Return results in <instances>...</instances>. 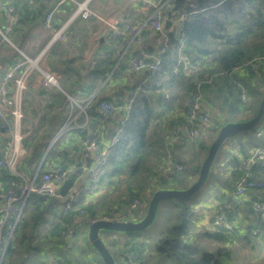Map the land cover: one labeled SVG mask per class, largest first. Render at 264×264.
<instances>
[{
  "label": "trees",
  "instance_id": "trees-1",
  "mask_svg": "<svg viewBox=\"0 0 264 264\" xmlns=\"http://www.w3.org/2000/svg\"><path fill=\"white\" fill-rule=\"evenodd\" d=\"M42 3L43 2H40V4L35 7L34 11H28L25 3L21 6L16 5L18 22L25 20L33 21L36 15L41 11L40 9L44 8V5H41ZM225 3L226 2L222 3V9L218 11H209L210 8L204 9L202 0H168L166 3L164 11L167 18L163 30L165 29V31H168L171 37H173L171 29L175 27L173 20L180 12L185 10L188 11L193 5H197L198 9H200L192 15H189L181 25L182 32L186 36V45L183 51L194 57L198 67L193 70L180 68L179 72L173 75L171 71L168 70H172L171 65L176 62V58L173 57L171 53H166L164 55V63L168 64L169 67H163L159 75L151 80L149 85L145 87V90L149 91V95L142 94L138 96V108L135 109L136 112L129 121L131 122V126L127 128L130 143L125 147V150L121 154V158L112 162V169L108 174V178L116 176L117 182L122 175H126L128 181L132 177H134L133 181H136V178L142 180V177L147 175L150 179V185L147 186L145 190H143L142 187L143 180L141 184L136 187H134L133 182L126 187L127 192H131L126 195L133 196L130 200L134 198L140 200V198L137 197H143L146 200V204H148L153 192L163 186L173 189L186 188L189 185L187 179L198 174L204 159L203 156L200 162L196 161L200 153L204 151V155L206 156L210 144L203 140L206 135H210L213 128L215 129L214 131L217 132V129L221 125L229 121L249 119L257 110L259 101L264 95V0H242L239 3L241 5V14L239 16L234 14V17H231L232 15H229V17L228 14H220V12H224L223 8ZM145 6L148 8L147 11L141 9L137 14L134 12L127 13L123 17L125 21L122 23L131 24L132 21L134 28H138L151 9L143 3H140L138 9L144 8ZM36 10L38 11L36 12ZM3 18H5L8 24L6 16L3 15ZM15 26H13L11 30ZM4 29L5 28H3V30ZM129 30H131V28H129L127 32ZM8 35L9 33L6 31L7 38ZM114 44L115 42L111 44V46ZM143 72L146 74V71ZM229 72L246 87L247 98L245 101H239L232 91L229 77L226 75V73ZM162 76L167 78V80H165L166 83L160 81ZM164 87L172 91V94L178 98L181 92H185L189 95L190 100L175 116V120L171 126L169 125V127L165 129L166 131L158 127H162L164 124L163 121H161L163 115L167 114L169 110H173L175 106L172 103L171 105L167 104L170 98L167 99L164 104L159 103V99L163 95L160 90ZM132 88H134V86H132ZM198 96V101L202 109L210 115V119H214L212 125H216L212 127L211 124H208L206 126L207 133L204 137L190 140L184 131L178 129V126L184 121L192 108V103ZM148 99H154L158 102L155 101L154 103L153 101V103H151L148 102ZM218 102H221V105L218 104ZM223 109L228 110L223 114L222 119L219 120L216 113L222 112ZM241 113L246 115L250 114V116L243 119H235V117ZM97 116V119L102 121V118L106 115H103L101 111H99ZM109 119L111 118L109 117ZM216 132H214L212 138L216 135ZM241 133L246 134V141L239 142V150L244 155L248 154L250 148L252 149L264 145V134L258 135L256 133V126ZM154 136L156 140L152 139ZM172 136L173 140H171ZM178 138H181L183 143L193 147L194 157L191 158V160H186L175 152V147H173L175 142L172 143L171 141H175ZM158 143L160 144V148L157 150L160 155L158 160H162L158 168L162 166L163 172H161V168V170L159 169L160 171H158L157 167H150L147 169V172L142 173V170L145 171L146 169L145 165L151 155V148ZM226 151L227 152H223V154H229L227 149ZM47 153L51 155L53 150L50 149ZM1 155L2 153H0V157ZM168 160L174 165H179L180 169L175 170L173 167L165 172L164 162ZM238 161L236 156L231 153L227 159L219 158V161H217L212 171L210 168L211 175L214 177L212 184L220 189V201L230 197L234 182L242 173L237 166ZM55 165L64 168L68 166V164L64 162ZM229 166H231V168H229ZM47 168L45 167V170ZM256 168L255 173L258 175ZM262 168H260L261 173H259L261 175L264 173ZM71 174L64 182H61L57 188L63 197L66 196L67 190L76 184L78 172ZM0 176L6 178L9 177V174L0 170ZM115 182V180L99 181L104 188L105 185H112ZM82 185L84 184L82 183L81 186ZM94 185L95 183L89 186L94 187ZM154 186L157 189L155 188L154 190ZM139 191H141L140 196L137 195ZM52 197L54 200L50 201L49 196L45 194L32 193L29 195L9 239L1 264H41V261L38 260L36 256H32L30 257L31 259H25L24 261L22 256L25 257V254H28L27 251L32 248V246L35 248L39 246L52 247L56 245V242L62 241L60 233L66 228L68 218L71 215L70 212L73 211L75 213V211H69L66 215L61 214V208L65 202L64 197L60 211L57 213L54 202H57V199L55 196ZM130 200L128 198L119 199V204L113 209L125 210L126 207L130 205ZM257 200L264 202V184L261 188L254 187L248 189L243 198L233 199V205L237 211V215H233L231 212L228 213V222L233 224L231 229L224 226H211L210 228L199 229L195 237H192L193 224H195L192 202H189L188 198L169 199L168 201L172 203V206L168 208L169 214L158 216V205L157 213L153 220L154 222L158 218H162V223H165L164 229L154 242L155 254L161 257L165 256L172 258L175 260V264H229V262L234 259V248H231L236 241L234 236L243 231L244 234L241 236V240L248 241L254 249L259 248L258 241L253 238L254 243H252L249 238L250 230L254 227L249 216L254 214L252 203ZM73 205L79 206L80 209L84 210V217H98L104 214L102 212L96 213V211H94V204L87 203L83 205L80 199ZM45 211L53 212L54 215L47 224H43L44 230L41 228L39 230L37 227L40 222L41 224L44 223V216H46V213H44ZM131 211L136 214L137 220L141 218L139 213H142V208L137 210L133 209ZM55 214H57L58 217ZM240 215H243L249 222L242 230L239 225L240 221L238 220ZM213 216H215V213ZM213 216L211 218V223L214 218ZM200 235L202 238L206 239L207 245L202 242V238H200L201 242L199 241L198 238ZM112 242L116 244V241ZM23 247H26V249L24 250ZM141 252L142 251H140V254ZM42 253L43 256H46L44 251H42ZM95 253L97 256H94L96 259L95 264H103L100 256L96 251ZM261 257H264V254H262ZM61 264H68V260H63ZM90 264L94 263L90 261ZM261 264H263V262Z\"/></svg>",
  "mask_w": 264,
  "mask_h": 264
},
{
  "label": "crops",
  "instance_id": "crops-1",
  "mask_svg": "<svg viewBox=\"0 0 264 264\" xmlns=\"http://www.w3.org/2000/svg\"><path fill=\"white\" fill-rule=\"evenodd\" d=\"M55 1L56 0H0V6L2 3L3 5L12 4L16 11V5L21 6L23 3L27 6L28 11H34L35 7L38 6L40 2H43L41 5H44V8L40 9L41 11L36 15L33 21L25 20L18 22L16 18V22L13 23L14 25L7 24L5 18H3L4 13L0 11V30L4 33H6V31L9 33L8 41L2 39L0 36V85L4 82L5 72L7 70H13L17 64L23 62V64L14 69L13 76L7 83V92L5 93V100L12 99L13 97H22L21 124L24 130L22 146L25 149V154L21 157L17 170L19 174L27 178H31L34 175L38 178L45 170V167L49 168V166L55 164L67 163V168L72 174L78 172L76 184L73 186L75 190L79 189L78 193L80 196H78V200L80 199L83 205L87 203L94 204V211L99 213L100 210L96 205L97 200H95V197L99 195V191H90L89 189L92 188V186H89L90 184L87 181L89 168L94 164L96 152L84 154L80 148V140L87 136L91 127V132L96 138L99 148H106V144L111 142V137L113 136V132L120 118L124 115L122 106L126 103L127 92L134 91L136 88H143L144 92L138 93L136 97V102L127 120L126 127L122 129L123 131L121 130L119 142L107 148L110 165L107 168L106 180H115V183H117L116 176L108 178V174L112 169V162L121 158V154L125 150V147L130 143L127 142L130 141L127 131L128 123L133 118L136 112L135 109L138 108V96L142 94L149 95V91L145 90V87L148 86L153 79H148L147 74L142 70L132 71L128 67V59L139 46L132 41V36L136 28L132 25L131 20V30L122 34L120 38L114 41L115 44L111 46L114 42L109 43L107 41L105 27L100 22L92 19L80 18L74 14L77 7L75 3L65 1L56 8L53 20L56 26H65L64 32L66 33V38L49 44L50 35L42 25V18L44 13L54 6ZM89 7L104 13L105 17L108 19L119 20L120 23L125 21L123 17L127 13L134 12L137 14L139 10H141V8L138 9V3L131 2L130 0H91ZM37 11L38 10H36V12ZM12 25L16 26L11 30L13 27ZM3 28L5 29L3 30ZM164 32L169 34L165 29ZM158 35V33H155L142 44L149 49L155 48L159 41ZM42 51L43 55L37 60V65H31L29 68L30 70H28L25 76L22 92L17 91L15 88V81L21 77V73L28 65L25 63L26 60H24L21 53L30 58H34ZM165 64L166 63L163 64V67ZM42 71L52 74L56 78L57 84L44 85L42 83ZM168 71H171L173 75L176 73L173 72V67L172 70ZM177 72H179V70ZM132 86H134V88H132ZM100 99H106L117 106L115 110L106 115L107 117L105 116L102 118V121L97 119V113L100 111L97 107V101ZM153 101L155 103L156 100L153 99ZM4 107L11 108L12 104L6 105L4 102ZM81 108H85L86 112L84 113ZM227 110L228 109H223L222 112L216 113L219 120L222 119L223 114L227 112ZM109 117L111 119H109ZM91 132L89 133L90 136H92ZM256 133L258 135H263L264 127H257ZM241 135L242 136L239 135L234 140H231L232 142L230 141L222 146V152H227V149L236 156L237 160L244 156L239 150V142L246 141V134L242 133ZM126 136L128 138L127 140ZM4 137L5 136L0 133V153L4 150ZM171 140H173V136ZM171 142L176 143L173 145L176 151L179 143L182 141L181 138H178ZM50 149L53 150V153L48 155L47 152ZM251 150L250 148L249 152ZM260 170V168L256 169V171ZM262 170H264V168H262ZM257 174L260 177L258 172ZM263 175L264 173L262 176ZM197 176L198 174L191 176L190 183H192ZM82 183L84 185L81 186ZM6 185L7 179L0 176V187H5ZM105 188L107 190L105 196L113 192V187L110 185H105ZM155 188L154 186V190ZM162 188L166 187L163 186ZM59 194L61 193L59 192ZM220 194V189L214 186L207 200H205V198L203 202H192V204L195 205L192 206L193 210L198 212L201 211L199 214L201 217H206L207 221L210 217V224L211 218L215 213V207L220 203ZM48 196L50 201L54 200L52 196ZM64 197L66 198V196ZM64 197H56L57 202L54 201L57 213L60 211ZM115 198L116 196L109 198V204L113 205V208H115V206L118 205L117 202H119V199ZM199 204L200 206L196 208ZM49 212H44L48 214V216H44V223H48L54 215L53 212ZM70 214L68 221L71 219L74 225L77 224L75 239L68 241L65 237L61 236V234L63 235L62 231L60 236L62 237V241L64 240V243H61L62 241L56 242L54 246L61 244L66 248L67 245L73 243L76 246V250L82 252L84 256L83 261H88L90 258L91 260L95 259V250L92 248L87 238V217L77 216L73 211L70 212ZM141 214H143V212ZM55 215L58 217L57 214ZM251 217L252 215L249 216L250 220ZM243 220L249 224L244 217ZM201 221H203L204 224L199 228H208L209 224H205V220ZM244 227L245 226L241 227V230ZM100 235L110 248L112 254H122V252L119 251L121 250L120 246L117 245L118 248H115L117 243L113 244L112 242H115L117 238L122 239V236L118 237L119 234H110L108 238H106L103 237L102 232H100ZM109 237L112 241L108 240ZM67 242L71 243L67 244ZM79 251H77V253H80ZM45 253L47 255L49 252ZM260 254L262 255L264 252L261 250ZM69 256L74 257L76 255L73 256V254L69 253ZM54 257L58 260L59 264H61L63 257L56 255H54ZM46 259L47 264H50L51 258L46 257ZM76 262H78L76 264H79L77 257ZM80 263L82 264V262ZM71 264L73 263L71 262Z\"/></svg>",
  "mask_w": 264,
  "mask_h": 264
},
{
  "label": "built area",
  "instance_id": "built-area-1",
  "mask_svg": "<svg viewBox=\"0 0 264 264\" xmlns=\"http://www.w3.org/2000/svg\"><path fill=\"white\" fill-rule=\"evenodd\" d=\"M65 1H71L75 3L76 10L75 15L82 19H92L100 22L105 27L106 39L109 43L117 40L122 34H124L129 28L130 24L120 23L117 19H108L104 13H101L95 8L89 7L91 0H56L52 8L48 9L42 18L43 27L49 32L50 43L57 40L66 38L64 32L65 26H56L54 23V13L58 6ZM131 2H140L149 6L150 12L148 13L142 24L136 28L132 36V41L138 44V48L131 54L128 59V66L132 71H146L148 79H155L159 72L163 69L164 55L171 53L176 58V62L171 65L174 68L173 72L178 73V68L185 70H193L198 67L197 61L193 56L184 53L183 49L186 45V36L182 32L181 25L187 19L189 15L198 11V7L192 6L188 11L180 12L179 15L173 20L175 27L171 29L173 37L165 33L163 30L165 20L167 18L165 14L166 3L168 0H130ZM0 11L4 13L8 19V24L11 25L16 22L17 11L12 4H4L0 6ZM155 33H158V44L155 48H147L142 43L150 38ZM0 36L2 39L8 41L6 33L0 30ZM21 53V52H20ZM28 65L15 81V88L17 91L22 92L24 86V79L30 70L31 65H37V60L43 55V51L38 53L34 58H30L25 54H22ZM16 65V69L19 65ZM165 66V65H164ZM180 66V67H179ZM37 67V66H36ZM38 68V67H37ZM13 70H7L4 74V82L0 85V133L4 137V150L0 157V170H3L9 174L7 179V185L0 187V264L3 259L4 252L6 250L9 239L15 228V225L22 213L23 206L30 194H46L55 197H61L57 191V187L61 182H64L71 174L68 168H64L59 165H52L41 173L37 178L35 175L31 178H27L18 173L17 166L21 157L25 154V149L22 146V139L24 137V130L22 126V97L12 98L5 100V93L7 92V83L13 76ZM1 70V61H0ZM43 84L56 85V78L47 72H43ZM229 77V81L232 86V91L238 100L244 101L247 98V91L244 84L235 79L231 72L226 73ZM144 92L143 88H136L133 92H130L126 97V103L122 106L123 117L120 118L117 129L111 137V142L106 144V148L100 149L98 142L94 135L87 134L80 140V148L84 154L88 152H96L94 164L89 168L87 181L89 184L96 183L98 181L106 180L107 168L110 165L109 154L107 148L113 144L119 142V135L121 130L126 127L127 120L129 119L133 106L136 102L138 93ZM199 96L192 103V108L188 112L184 121H182L178 129L184 131L190 140L204 137L206 132V126L211 124L210 115L206 113L201 104L198 101ZM169 95L163 94L159 99L160 104H164ZM3 100V101H2ZM11 105L12 107H4ZM148 102L153 103V100L148 99ZM158 102V101H157ZM97 107L103 115L110 114L117 108L115 104L106 100L100 99L97 101ZM85 113V108H81ZM123 131V130H122ZM175 138V137H174ZM119 144V143H118ZM164 171H168L174 167L175 170H179V165H174L170 160L164 162ZM239 169L242 171L239 178L234 182L233 189L230 197H227L220 201L215 207V216L213 218V225L216 227L232 228L233 224H228V213L237 215V211L233 205V199L243 198L248 189L259 187L264 184L263 180L256 175L255 168H264V146H259L252 149L248 154L240 157L238 161ZM163 172V171H162ZM78 190L74 187L67 190L65 202L61 208V214L66 215L67 212L74 210L75 215L84 216L85 212L80 209L79 206L73 204L78 201ZM144 203L139 199H132L130 205L125 210H114L108 214H102L98 217H87L88 227L97 219H103L106 221H125L131 220V210L142 208ZM252 209L254 214L251 217L254 239H256L264 252V202L254 201L252 203ZM243 218V215H240ZM241 218L238 220L240 221ZM77 232V224L74 225L70 219L66 225L63 235L68 241L75 239ZM46 254V253H45ZM129 264H140V256L136 251L128 250L125 254ZM48 257V255H46ZM49 258V257H48ZM50 264H59L58 260L51 257Z\"/></svg>",
  "mask_w": 264,
  "mask_h": 264
},
{
  "label": "rangeland",
  "instance_id": "rangeland-1",
  "mask_svg": "<svg viewBox=\"0 0 264 264\" xmlns=\"http://www.w3.org/2000/svg\"><path fill=\"white\" fill-rule=\"evenodd\" d=\"M223 1L226 2L224 4V8H223L224 12H220V14H228V16L232 15L231 17H234V14H237V16H239L241 14V10H240L241 5L239 3L242 0H233V1H230V0H202V6H204V9L210 8L209 11H218V10L222 9V3H224ZM136 3H138L140 5V2H136ZM194 6L198 7L197 5H194ZM141 9L148 10V8L146 6L144 8H141ZM197 10L199 11L200 9H197ZM164 67L167 68V67H169V65L166 64ZM180 68H178V69H180ZM165 80H167V78L165 76H162L160 81L166 83ZM130 92H133V91H128L127 95ZM160 92L167 95V96L169 95L170 99L167 103L168 105H171V103H172L175 106L173 110H169V112H167V114L163 115V117L161 119V121H163L164 124L162 125V127H158V128L165 130L167 127H169V125L170 126L172 125L173 121L175 120V116L179 113V111L182 109L183 106H186L187 102L190 100H189V95L185 92H181L179 94V98L177 96L175 97L172 94V91H170L169 89H165V87L162 90H160ZM175 98H177V99H175ZM220 103L221 102H218V104H220ZM249 116H250V114L246 115L244 113H241L238 116H236L235 119H243V118H247ZM210 121H211V126L214 127L216 125V124L212 125L214 122V119H210ZM165 123H166V125H165ZM130 126H131V122L128 123L127 127L129 128ZM257 127H264V115L262 116L261 120L256 124V128ZM116 129H117V127H116ZM214 130L215 129L213 128L212 133L210 135L207 134L203 140H205L207 143H210L214 132H216ZM241 134L242 133H238V134L230 137L228 140H226L222 144V146H224L225 144H227L231 140H234L237 136H239V135L242 136ZM127 139L128 138L126 136V140ZM152 139L156 140V137L154 136V137H152ZM127 142L129 143L130 141H127ZM179 144L180 145L178 146V148L175 152L179 156H181L182 158H184L186 160H191V158L194 157V153H193V149H192L193 147H191L189 144L183 143V141ZM222 146L219 148V150L216 154V158L212 164L211 171L215 168V165H216L217 161H219V158L222 159V158L226 157L225 159H227L231 155L230 152H229V154H226V155L223 154ZM260 146H264V145H260ZM257 147H259V146H257ZM159 148H160L159 143L151 148V155L148 159V162L145 165L146 169H145V171L142 170V173L147 172V169H149L150 167H157L158 168L159 164L162 161V160L161 161L158 160L160 155L158 154L157 150H159ZM252 149H254V148H252ZM203 156L205 157L204 151L202 153H200V155L196 161L200 162L201 159L203 158ZM160 168L162 169V166ZM160 168H158V171L161 170ZM229 168H231V166H229ZM162 171H163V169H162ZM211 171L209 172L205 183L191 197L188 198L189 202H193V203H196L198 201L203 202L205 198H206L205 200H207L208 195L211 193V189L214 187V184H212L214 177L211 175ZM257 172L261 173V171H257ZM261 176L262 175L260 174V177ZM133 178L134 177L130 178L128 181V178H126V175H122L117 183L110 185L111 187H113V190H112L113 192L108 196H105V193H107L106 192L107 190H106V188L102 187V183H99V181L95 183L94 187L89 189L90 191H94V192H96L97 190L99 191V193H98L99 195L97 197H95L96 198L95 200H97L96 205H97L98 209L100 210V212H102L106 215L110 211H114V209L112 207L113 205L109 204V198H111L113 196H116L115 199L128 198L130 200L133 196L132 195H130V196L126 195L127 193H131L130 191L127 192V188H126L128 185H130V183L133 182L134 187H136L137 185H140L142 180H143V186H142L143 190H145L146 187L150 185V182H149L150 179L147 177V175H145V177H142V180H138L136 178V181H133L134 180ZM190 178L187 179L188 183H190ZM262 178H264V175L261 177V180H264ZM77 190H79V189H77ZM140 194H141V191L137 192L138 196H140ZM78 196H80V195L78 194ZM137 198H140V200L144 203L142 205L143 214L139 213L140 217H142L146 212V210H145V208L147 207L146 200L143 197H137ZM117 204H119V202H117ZM200 204H202V203H200ZM200 204L197 205L196 208H198L200 206ZM171 206H172V203L170 201L162 200L159 204L158 216L168 215L169 214L168 208ZM193 206H195V205L193 204ZM200 213H201V211L198 212V211L193 210V218L195 220V224H193L194 226H193V236L192 237H195L196 233L200 229L199 227L202 226V224H204L203 221H201V220H205V222H206L205 224H207V225L209 224L208 228H210V226H214L212 223L210 224V217L209 218L207 217L208 218V221H207L206 217H201L199 215ZM46 216H48V214H46ZM131 220H137L136 214L133 211L131 212ZM162 220H163L162 218H158L157 220L152 222L148 227H146L145 229L140 230V231H134V232H127V231L126 232H117V231H110V230L102 231L103 237H106V238H108V236L110 234H114V235L119 234L118 237L122 236V239L117 238L118 240L117 239L115 240L117 243L115 248H118L117 245H119L121 250H122V251L119 250L120 252H122V254H113L115 264H129V262L127 261L128 258H127V256H125V254L127 253L128 250L136 251L139 254L140 264H175L176 262L174 259L169 258V257H165V256L161 257V256H158L155 254L154 242L158 238L160 232L165 227V223H162ZM43 224H47V222L42 223V224L40 222L39 226L37 228L39 230H40V228L42 230H44ZM227 225L229 226V222ZM240 225H241V227L247 225V223L243 220V218H241ZM252 233H253V229L250 230L249 238L252 241V243H254V241H253L254 234H252ZM243 234H244V231L242 233L234 236L236 241L233 243L231 248H234L233 257L235 260L232 259L229 262V264H261L262 262L264 264V257H261L262 255L260 254V251L262 250L261 247L258 246L260 249L259 248L254 249L248 243V241L246 242L244 240H241V236H243ZM61 236L64 237L65 235L61 234ZM200 238H202L201 235L198 238L199 241H200ZM108 240H111L110 237ZM202 242L207 245L206 239L202 238ZM61 243H64V240ZM68 243H71V242H67V244ZM208 244H209V241H208ZM56 247H57V249H56ZM23 249L25 250L26 247H23ZM42 251H44V253L49 252L47 254L49 258L53 257L54 259H56L54 257V255L62 256L63 257L62 261L68 260V264H71V262L73 264L78 263V262H76V257L79 260V264H81L80 262H82V264H90V260H91V258H90V259H88V261H83L84 256H83L82 252H80L79 250H76V246L73 243L71 245H67L66 248H65V246L63 247V245H61V244H58L57 246H52V247L39 246L38 248H35L32 246V248H30L27 251L28 254H25L26 255L25 257L22 256V259L24 261L25 259H31L30 257H32V256H36V258L41 261V264H47V259L45 256L42 255L43 254ZM77 251H79L80 253H77ZM140 251H142L141 254H140ZM69 253L73 254V256L74 255H76V256L70 257ZM95 256H96V253H95ZM95 260L96 259H93V260H91V262L95 264V262H94Z\"/></svg>",
  "mask_w": 264,
  "mask_h": 264
},
{
  "label": "water",
  "instance_id": "water-1",
  "mask_svg": "<svg viewBox=\"0 0 264 264\" xmlns=\"http://www.w3.org/2000/svg\"><path fill=\"white\" fill-rule=\"evenodd\" d=\"M263 115L264 95L261 97L257 110L251 118L241 121H229L217 129L216 135L211 140L206 156L201 163L197 178L183 189L160 188L155 190L149 199L145 214L140 219L125 221H106L97 219L90 224L87 231V238L91 246L100 256L103 264H115V261L110 248L101 237L100 231L134 232L143 230L155 219L158 205L162 200L175 198L187 199L191 197L205 183L211 165L222 144L230 137L255 127Z\"/></svg>",
  "mask_w": 264,
  "mask_h": 264
}]
</instances>
